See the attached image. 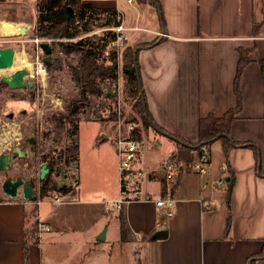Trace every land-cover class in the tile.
Wrapping results in <instances>:
<instances>
[{
    "label": "crops",
    "instance_id": "crops-1",
    "mask_svg": "<svg viewBox=\"0 0 264 264\" xmlns=\"http://www.w3.org/2000/svg\"><path fill=\"white\" fill-rule=\"evenodd\" d=\"M26 1L0 3L25 5ZM88 1L123 11L121 32L127 45L140 47L137 62L153 120L191 142L198 138L199 117L210 112L219 116L236 105L233 86L239 52L247 51L249 61L239 76L241 109L229 133L236 143L225 156L222 142L214 140L206 174L188 171L175 180L174 214L158 225L160 209L152 199L164 195L161 161L174 154L177 144L167 134L146 127L158 137L155 143L138 138L136 167L143 174L135 199L122 205L128 227L125 240L118 214L115 231L108 217L110 201L99 197L119 194L116 154L114 188L76 184L73 196L64 194L60 202L41 203L35 213L34 205L19 195L2 196L0 264H22L24 243L28 264H85L88 257L87 264H99L100 259L102 264H124L125 255L132 264H250L252 260L264 264V256L257 255L264 242V28L258 35L251 30L252 23L263 19L264 0H155L160 9L149 2ZM12 18L28 23L21 13ZM102 129L110 131L105 125ZM229 174L230 192L225 181ZM38 219L49 225L44 250L34 226ZM104 227V239L99 241L96 237ZM162 228L168 230L167 237L151 240L150 235ZM63 242L68 247L61 248L60 258Z\"/></svg>",
    "mask_w": 264,
    "mask_h": 264
},
{
    "label": "trees",
    "instance_id": "trees-1",
    "mask_svg": "<svg viewBox=\"0 0 264 264\" xmlns=\"http://www.w3.org/2000/svg\"><path fill=\"white\" fill-rule=\"evenodd\" d=\"M137 3H151L156 6L159 4L155 0H134ZM70 6L72 13L64 17L65 8ZM93 23H97L100 28H104L100 36L88 34ZM119 24L116 16L115 7H98L93 3L83 0H37L36 1V20L35 35L45 36L56 40L60 46V52L65 54L67 59H56L50 70L61 73L66 69L73 87L76 89V96L67 100L65 113L59 114L67 120L72 121V127L69 129L65 149L62 151L66 162H74L77 167L78 159V123L82 119L86 108L89 116H94L101 120H112L110 105L97 102L102 97L110 99L111 96L103 90L102 84L105 81H114L116 79V55L117 50L115 40L118 33L113 29ZM264 28L263 19L260 22L252 23V34L258 35ZM64 39L65 40L64 42ZM126 44V43H125ZM137 45L125 46L122 54V75L126 87L135 98V105L141 116L145 127H153L155 130L167 134L175 140L177 148L173 156L180 162H191L204 151L209 152V147L214 140L222 142L224 155L227 156L229 150L235 145L236 141L230 140V126L232 121L238 116L241 109V93L239 89V76L244 65L249 61L247 51L240 50L237 63V70L234 79V93L236 95V105L226 110L222 115L216 116L210 112L198 119V138L191 142L175 133L168 132L161 128L153 120L147 104L144 91L142 89L139 66L137 62ZM106 53V56L103 53ZM103 54V55H102ZM72 56L74 61L71 59ZM105 58L108 61L106 66L99 61ZM56 62V63H55ZM65 68H64V66ZM97 105V106H96ZM63 133L56 134L62 139ZM139 138V135L136 134ZM250 145V144H249ZM228 173H231V170ZM230 175V174H229ZM52 181L48 179L41 189V197L47 194V185ZM64 194L74 195V189L70 187H61ZM38 198L34 192L27 200L36 201ZM35 213L36 204H33ZM118 218L120 221V236L125 240L128 233V227L125 221L123 206L119 209ZM230 224V213L227 215V228ZM36 227V224H34ZM37 237L33 241H36ZM264 256V242L260 252L257 254ZM22 264H28V244L24 243ZM250 264H255L252 260Z\"/></svg>",
    "mask_w": 264,
    "mask_h": 264
},
{
    "label": "rangeland",
    "instance_id": "rangeland-1",
    "mask_svg": "<svg viewBox=\"0 0 264 264\" xmlns=\"http://www.w3.org/2000/svg\"><path fill=\"white\" fill-rule=\"evenodd\" d=\"M88 0H83V2H87ZM25 5H19V4H12V5H6L2 2L0 3V18L6 19V20H13L12 16H15L17 14H24L29 23V27L26 28V31L24 34H11V35H2L0 34V47L10 46L14 49V54L17 56L25 57L27 58L31 63H33V71L35 72V77H29L30 80H35V84L38 88V90H41L45 93H48L49 95L46 97L47 100H50L52 102L53 109L51 112H58L57 119L58 124H50L49 115L51 113H45L43 120L40 118V124L42 129L48 126L50 128L48 131H43L44 133L50 132V131H56L55 127H59V130L62 129L64 134L62 135V142L65 144L67 142V138L69 136V129L72 127L70 125L71 120H67L63 116H60L59 114L65 113V107L67 104V100L73 98L76 96V89L73 87V83L70 80L69 75L67 74L66 69L61 71V73L53 71L45 68V65L43 64V67L45 68V76L43 77L40 74L36 73L37 65H35L36 62L43 63V56L44 53L42 49L40 48L39 44L42 41H46L50 43L52 47V53H51V63L53 64L56 59L65 60L67 57L65 54L60 52V46L56 43V40L60 39H51L45 36H37L35 35V20H36V2L34 0H27L26 2H22ZM90 31L88 34L92 36H100L102 33V30L104 28H100L97 23H93L90 27ZM132 35L128 34V42L132 41ZM67 39H64V42ZM126 39L123 43L120 44V46H116L117 55H116V79L114 81H105V84H102V88L108 95L111 96L110 99H106L105 97H102L98 100V104L101 105L102 103H107L110 105V111L112 113L111 118L112 120L106 121L105 124H103V120L98 119L94 116H89V113L87 112L88 108L85 109L83 115H81V120L78 123V133H77V142H78V159H77V171L76 174V184L79 185H87V186H99L100 188H110L116 186L115 181L111 177L112 174V162L115 161V150L112 146V144L104 139L103 137L99 136V130L101 128L107 126L110 127V131L112 130L113 126L115 125V121L118 119V117L121 119L123 124L127 122H134L137 126V132L139 135V138H141L142 142H154L156 141L158 137V133L156 131H149L143 124L141 120V116L137 110V107L135 105V98L129 93L125 80L123 79L122 75V52L126 46ZM131 43V42H130ZM106 56V53H103ZM102 54V55H103ZM29 56V57H28ZM71 59L74 61V58L72 56ZM102 65L106 66L108 64L107 59L102 58L99 61ZM56 63V62H55ZM52 66V65H51ZM64 66V65H63ZM65 68V66H64ZM13 72V71H12ZM7 72H4L2 74L6 75ZM11 73V72H10ZM2 74H0L2 76ZM9 74V73H8ZM26 92L25 90H19L14 89L12 91L11 96L14 98L16 97H22L25 96ZM7 95H1L0 99H5ZM41 102V100H40ZM9 104V103H8ZM14 106L4 107L2 111H0V152H4L5 147H10L13 144H15L16 139L15 137L22 136L25 132V125L23 124L22 120L24 119L23 116H15L14 119H9L5 112H8V110H15L19 107H29V105L22 101V102H12ZM50 105V106H51ZM60 105L62 106V109L60 108ZM97 106V105H96ZM29 109V108H28ZM39 110H42L41 106H39ZM119 110V112H118ZM40 112V111H39ZM36 116V113H35ZM53 116H55L53 114ZM37 118V117H36ZM48 120V121H47ZM148 133V134H147ZM157 133V134H156ZM137 134V133H136ZM54 133L50 134L48 137L49 141H45L44 144L46 147H52L55 144V141H59V139H54L53 137ZM52 140V141H51ZM57 142L58 144H62ZM16 174L18 171H11L9 174ZM116 178V176H115ZM3 180V177H0V184ZM75 193H77V189L75 187ZM69 195V194H68ZM4 197H8L6 194H3L0 192V199ZM18 196V195H17ZM100 199H104L105 202L110 201L109 205L111 206L110 214H108L109 218H112V221L110 224H112L111 229L116 231L115 226H119V221L116 218L115 215L118 214V210L116 211V208L114 207V202L118 198L117 195L110 197V194H100ZM18 198L22 199L24 198L23 195L19 194ZM114 199V200H113ZM115 224V225H114ZM46 231H43L41 233V237L39 238L41 240L40 245L42 246L43 250L45 249V244H43V240L45 239V233ZM59 253L62 254L63 251H60L61 248L66 250L68 247V244L63 242L60 245ZM127 246V245H126ZM128 246H130L128 244ZM75 249L72 246V251ZM125 253L127 250L124 251ZM130 256L125 255L124 257V264H132V260L129 258ZM137 257L140 259L141 255L139 254V250L137 251ZM88 259H86V263L88 262ZM102 259L99 260V264H102ZM58 262H62L61 259H58ZM80 264V262H79ZM134 264V263H133ZM140 264L142 262L140 261Z\"/></svg>",
    "mask_w": 264,
    "mask_h": 264
},
{
    "label": "built area",
    "instance_id": "built-area-1",
    "mask_svg": "<svg viewBox=\"0 0 264 264\" xmlns=\"http://www.w3.org/2000/svg\"><path fill=\"white\" fill-rule=\"evenodd\" d=\"M36 1L37 0H34V2ZM133 1L134 0H127L129 3H132ZM115 8L119 24L113 29L118 33L115 40V46L118 47L125 40V37L121 32L123 29L124 13L119 8ZM35 65H37V73L41 66L43 67V63L36 62ZM114 123L115 125L111 131L102 129L99 131V136L103 137L107 141H110L115 150L117 158L119 194L117 200L114 201L113 204L116 209H120L124 203L135 199L136 195L138 194L137 185L139 184L140 178L143 174L142 170L136 167L141 143L135 135V133H137V126L134 122H127L124 125L121 119L118 117ZM208 164L209 157L208 152L206 151L201 153L196 160L191 162H180L173 156V154L165 157L161 161V167L164 174V195L159 198L152 199L155 206L160 209L156 218V223L158 225L162 224L165 219L171 218L174 214L171 188L175 180L188 171H195L200 176H203L207 172ZM76 174L77 170L75 167L72 169L70 176L65 179V184L62 186L74 189L76 187ZM51 180L52 181H50L47 185V194L43 197H41V184L38 183V186L35 190L38 198L36 201H30V203L40 205L41 203L60 202L64 200V193L61 191V187H54V184L58 179L51 178ZM220 182H222V180L218 181V183ZM22 199L27 200L25 198ZM36 229L38 234H41L43 231L49 230V225L38 219L36 222ZM139 236L140 235L138 234L137 237Z\"/></svg>",
    "mask_w": 264,
    "mask_h": 264
},
{
    "label": "flooded vegetation",
    "instance_id": "flooded-vegetation-1",
    "mask_svg": "<svg viewBox=\"0 0 264 264\" xmlns=\"http://www.w3.org/2000/svg\"><path fill=\"white\" fill-rule=\"evenodd\" d=\"M31 77L35 76L32 75ZM14 89L25 90L26 95L14 98L11 96ZM2 94H6L7 97L5 99H0V111H2L6 105L7 107L14 106L12 102L24 101L29 105V107H19L16 111L10 109L8 112H5L9 119H14L15 116L18 115L23 116L24 119L22 122L25 125L23 128L25 129V132L22 136L15 137V144L10 147H5L6 151L4 152L10 154V160L6 163L4 168H0V177H3L0 184V192L5 194L2 190V183L7 178H21L23 182L32 184L31 188L33 193L35 192L38 183L41 184V188H46L44 183L51 178L58 179L54 184L55 188L62 187V185L65 184V179L70 176L72 169H74L76 165L74 162H66L64 155L62 154L66 143L64 144L62 139H59L56 136V134L61 133V129L59 130V127L61 126L59 125L55 127L56 131H50L49 133L43 132L44 130L48 131L50 129L48 126L43 129L41 127L40 118L43 120L44 114H47L48 112L51 113V115L48 116V120H50L49 125L51 126L52 124H56L58 122V112H51L53 109V106L51 105L52 102L46 98L49 94L38 90L35 80H30V83H26V86L23 88L8 89L6 87L2 88L0 85V96ZM39 106H41L42 110H39ZM59 109H62L61 105ZM53 114L55 116H53ZM70 126H72V121L70 122L69 127ZM52 133H54V139H59V141H55V144L52 147H46L44 142L49 141L48 137ZM62 133L64 134L63 129ZM57 142H62V144H58ZM41 162H47L48 164V171L44 176V179H39V166ZM11 171H18V173L15 175L12 173L9 174ZM22 189L23 185L17 189L18 193L21 195Z\"/></svg>",
    "mask_w": 264,
    "mask_h": 264
},
{
    "label": "water",
    "instance_id": "water-1",
    "mask_svg": "<svg viewBox=\"0 0 264 264\" xmlns=\"http://www.w3.org/2000/svg\"><path fill=\"white\" fill-rule=\"evenodd\" d=\"M72 13V8L67 6L65 8L64 17H68ZM25 33V27L20 28V34ZM42 49L44 56L43 62L47 69L51 67V53L52 47L50 43L42 41L39 44ZM140 47H136L137 51ZM14 61V49L10 46L0 47V69H8L12 66ZM30 72L25 68H19L13 72L0 76V85L2 88L6 87L8 89L13 88H23L26 86V83H30ZM10 160V154L5 152H0V168H4L6 163ZM77 170V167H76ZM48 171L47 162H41L39 166V179H44ZM225 181L228 183L227 188L228 192L231 190L232 185V176L228 175L225 177ZM23 185L22 195L25 199H28L32 193V184L23 182L21 178H7L2 183V190L8 197H16L18 195L17 189ZM105 227L96 237L97 240L102 241L104 239ZM168 235V230L165 228L158 229L150 235L151 240L165 239Z\"/></svg>",
    "mask_w": 264,
    "mask_h": 264
},
{
    "label": "bare ground",
    "instance_id": "bare-ground-1",
    "mask_svg": "<svg viewBox=\"0 0 264 264\" xmlns=\"http://www.w3.org/2000/svg\"><path fill=\"white\" fill-rule=\"evenodd\" d=\"M21 27L28 28L29 24L18 22V21H13V20L10 21V20L0 18V34H2V35L19 34ZM32 67H33V63H31L27 58H25L23 56L19 57L16 54H14V61H13L12 66L8 69H0V74H2L4 72H7L6 74H8V73H10L16 69L25 68V69L29 70L31 75H35L34 74L35 72L33 71L34 68L32 69ZM38 72H37V74H40L43 77L45 76L44 67L41 66V68L39 69ZM2 75H4V74H2Z\"/></svg>",
    "mask_w": 264,
    "mask_h": 264
}]
</instances>
